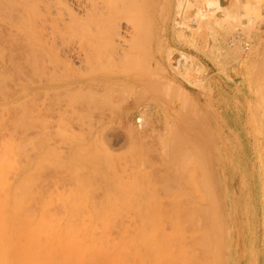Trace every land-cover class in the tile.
Here are the masks:
<instances>
[{
	"label": "rangeland",
	"instance_id": "1",
	"mask_svg": "<svg viewBox=\"0 0 264 264\" xmlns=\"http://www.w3.org/2000/svg\"><path fill=\"white\" fill-rule=\"evenodd\" d=\"M8 1L2 5L4 0L2 3L0 0V182L4 183L0 184V222H3L1 219L6 220L7 217L8 220L14 215L17 227H26V232L23 229L24 233H27L29 226L24 224L30 221L40 223L36 224L37 230L38 227L42 229L43 225L46 228L47 225L49 227L53 224L50 225L54 227L53 232H56L53 236L51 233H48L51 234L48 236L46 232L49 229L43 228L48 239L55 238L54 235L57 234L55 240L51 239L55 241L54 245L51 241L48 242V245L53 247L60 240L61 236L58 235L62 234V230L64 232L66 225L67 230L72 226L78 233L82 230L79 234L81 238L75 233L77 241L80 238L78 243L82 244L85 239L82 246L88 245L85 247L89 250L82 246L76 250L80 264H264V45L256 50L250 49L251 52L245 50L246 56L243 59L238 63L227 64L226 71H223L216 59L203 49L200 52V49L174 42H169L166 49H160L144 44L153 37L156 42H160L158 35L149 32H141L138 36L123 34L124 42L117 43L118 46L112 48L120 57L115 54L114 63L109 62L105 66L111 77L122 80V84L119 83V86L114 88L116 93L112 90L113 93H106L108 96L98 98H87V95H76L72 92L30 93L23 90L27 84L24 82L25 78L27 80L25 71L28 70V58L25 54L30 47L26 45H30V41L37 43V37L33 34L35 40L29 38V34H25L26 29H20L16 25L17 4L21 0H17L14 8L11 6L14 0ZM9 3L11 5H8ZM6 5L14 10L16 8V11ZM15 25L16 27H13ZM143 34L146 37L142 36ZM262 35L264 39V33ZM132 37V40H138L133 43L134 46ZM170 37L172 35L169 40ZM246 37L248 35L243 38ZM249 37L253 38L254 35ZM138 38H141L142 42ZM167 49L176 50L174 59L177 53H186L204 67L208 78L204 76V80L202 74L200 77L193 76L197 77V80L203 78L201 80L205 82L202 88L188 85L174 76L164 58ZM121 57L126 60L124 63ZM131 63L134 68H131ZM167 81H171L170 84H166ZM207 83H210L209 86L205 85ZM175 85L177 89L169 88ZM145 89H148L149 93ZM141 90L142 95L139 92ZM95 100L103 102L99 109L92 107L91 110L88 106V111L83 108L90 103L100 104ZM146 105L151 106L153 112H147V127L138 133L135 122ZM108 134L119 138H109ZM5 138L9 141L6 142ZM31 140L33 143L30 144L33 146L29 144ZM5 144L8 146H4ZM29 153L35 155L30 170L26 162ZM11 161L16 163L13 165ZM36 176L39 178L35 179ZM18 195L21 200H18ZM76 206L78 208L75 209ZM65 212L64 219L77 215L75 218L79 219L80 224L84 222L83 225L79 226V221L74 218L64 220L61 214ZM79 212L85 219H89L92 214L96 218L84 221L83 217H78ZM45 213L53 217L54 221L59 215L63 221L60 219V222H51L53 218L49 215L43 218ZM22 219L24 220L20 222ZM12 220L14 222V219ZM12 220L7 221V228L9 224L12 226ZM113 222L120 226L116 227ZM122 224H125L124 227ZM113 225L120 228L118 231L121 232L117 233ZM56 227H59L60 233L58 229L55 231ZM83 228H86L84 232ZM112 229L116 235L112 234ZM50 230L52 232V229ZM36 232L40 231L34 233ZM72 232L73 230H70L64 234L67 238L70 237L68 239L71 243L75 242L73 246H79L73 241L76 238L72 240L73 235L75 236ZM34 233L30 234L33 239L36 236ZM110 233L115 236L111 237ZM39 236L37 240L43 237L46 240L45 236ZM117 236L121 238L118 239ZM62 237L56 249L63 247V253L60 254L62 251L58 249L60 252L55 251L56 255L51 256L49 253L54 252L52 246L51 251H42L50 255L53 262H49L50 258L45 254L43 256L49 264H70L69 257L64 258L66 255H63L69 253L67 250L70 247L64 250L65 245L71 244L68 245L69 240ZM197 237L199 239H196ZM23 239L22 244L25 240L28 243L27 236ZM92 239L97 240L96 243ZM42 241L44 242V239ZM26 243L24 246H27ZM36 244L34 243V246ZM101 245L106 248L109 246L108 251ZM27 247L30 250V247ZM129 247L132 248L133 254ZM82 248L86 252H80ZM74 251L70 250L71 253ZM30 252L28 251L26 256H31ZM34 252L36 253V250ZM57 254L62 255L60 259L55 257ZM74 255L72 253L73 257H70L71 263L77 264ZM26 258L24 257L30 264L29 257ZM37 261L38 264L42 262ZM44 261L42 264H45Z\"/></svg>",
	"mask_w": 264,
	"mask_h": 264
},
{
	"label": "bare ground",
	"instance_id": "2",
	"mask_svg": "<svg viewBox=\"0 0 264 264\" xmlns=\"http://www.w3.org/2000/svg\"><path fill=\"white\" fill-rule=\"evenodd\" d=\"M12 1V0H11ZM10 3L13 2V4L11 5L10 3L8 5H11L13 7V5H16L17 0L12 1ZM19 1V0H18ZM22 1V3H21ZM19 1V3L17 4L18 8L16 11L11 7H8L6 5V7L10 8L11 10H13L14 12L16 11L17 14L15 16V21H16V25L17 27L19 26L20 29H26L25 34H29V38H34L33 40H35V38L37 37V39L35 40L37 43H33L30 41V45H26L27 47L30 46L28 48V53L25 54V57L28 58V66L26 68H28V70H26L25 72H27L26 76H27V80L25 78L24 82L26 81V87H23V90L26 92H30V93H35V92H44L46 94L51 93V92H61V93H75L76 95H87V98H98V97H104L105 95H107L110 91V94L113 93V91L115 92L116 89L114 90V88L118 85L119 83H121V79L117 78V77H111L106 69L105 66L106 64L110 63H114L115 58V54L118 55V52H115V50H112L113 46H116L117 43L121 44L122 42H124V37L123 34L126 35H139V33H145V32H149L152 33V35H158L159 38H161L159 41L160 42H156L155 37H151V40H147L146 43L144 44H148V46H154V47H160V49H166L167 44L169 42H174L178 45H185V46H189L192 47L194 49H200L202 52L205 50L207 53H210V55L216 59L217 63L219 64L220 68L223 71H226L225 67L227 64H230L231 62H236L238 63L241 59L244 58L245 55V50H253V49H257L260 46L264 45V39H263V35L262 33H264V0H21ZM3 2V0H1V3ZM5 0L2 3L5 4ZM7 2H9L7 0ZM6 2V4H7ZM22 4V5H21ZM19 5H21L19 7ZM4 8V7H3ZM12 11V12H13ZM8 12V11H6ZM1 13V12H0ZM8 14V13H7ZM9 16V15H8ZM12 16V15H10ZM14 18V16H12ZM10 20V19H9ZM12 20V19H11ZM14 21V20H12ZM15 23V22H14ZM13 23V24H14ZM11 24V23H10ZM12 25V24H11ZM13 26V27H16ZM18 29V28H17ZM23 29V30H24ZM10 30V29H9ZM13 30V29H11ZM23 32V31H21ZM12 33V32H11ZM147 33V34H149ZM256 33V34H255ZM33 34L36 37H33ZM146 34V33H145ZM145 34H143L142 36H144ZM243 34H245L246 36L253 34L254 37H246L243 38ZM137 35V36H138ZM172 35V37H170L169 40V36ZM149 36V35H148ZM147 36V37H148ZM151 36V34H150ZM149 36V37H150ZM131 36H129L130 38ZM136 37V36H135ZM141 37V35H140ZM146 37V36H144ZM143 37V38H144ZM134 37L131 38L132 45L134 46L135 44H133L134 42H138L132 40ZM137 38V37H136ZM135 38V39H136ZM128 39V38H127ZM126 39V40H127ZM139 39V38H138ZM141 39V38H140ZM139 39V40H140ZM142 42V40H140ZM127 43V42H126ZM141 44V43H140ZM131 45V44H130ZM142 45V44H141ZM252 45V47L250 46ZM118 46V45H117ZM124 46V45H123ZM145 46V45H144ZM126 47V46H125ZM141 47V46H140ZM146 47V46H145ZM24 48V47H23ZM136 48V47H135ZM142 48V47H141ZM116 49V48H115ZM119 49L121 50V47H119ZM125 49V48H124ZM133 49V48H132ZM137 49V48H136ZM158 49V48H157ZM118 50V47H117ZM131 50V49H130ZM129 50V51H130ZM135 50V49H134ZM140 50V49H139ZM142 50V49H141ZM140 50V51H141ZM250 50V52H251ZM254 50V51H255ZM160 51V50H159ZM167 51V52H166ZM165 52V60L167 62V64L170 66L169 68L171 69L172 73L174 74V76L179 77L180 79H182L185 83H187L188 85H192L195 86L197 88H202L204 86V76H208L207 72H204V67L202 68L190 55H187L186 53H182L179 52L177 53V57L174 59L175 57V51H173V49H167ZM235 51H238L237 53H235ZM249 52V53H250ZM133 53V52H132ZM139 53V52H138ZM205 53V52H204ZM135 54V53H133ZM203 54V53H202ZM128 55V54H126ZM119 56V55H118ZM252 56V55H251ZM117 57V56H116ZM120 57V56H119ZM138 57V56H136ZM136 57L134 59H136ZM133 58V57H132ZM120 59V58H119ZM128 59V58H126ZM131 59V57H130ZM129 59V60H130ZM140 59V58H139ZM137 59V60H139ZM246 59V58H245ZM121 60L124 61V57ZM120 60V61H121ZM142 64L144 63V58L142 57ZM113 61V62H112ZM128 61V60H127ZM131 61V60H130ZM135 61V60H134ZM140 61V60H139ZM136 61V62H139ZM116 63V62H115ZM122 62H120V65L122 67H124ZM134 63V62H133ZM156 63V62H155ZM138 64V63H137ZM159 64V62H158ZM132 65V63L130 64V66ZM127 66V65H126ZM138 66V65H137ZM136 66V67H137ZM143 66V65H142ZM141 66V67H142ZM112 67V65H111ZM118 67V66H117ZM121 67V68H122ZM133 67V65L131 66V68ZM160 67V66H159ZM223 67V68H222ZM108 68V67H107ZM115 68V67H114ZM130 68V67H129ZM134 68V67H133ZM140 68V65L139 67ZM123 69V68H122ZM126 69V68H125ZM204 78V80H201L203 78H201L200 80L196 79L195 77H193L194 75H199V77L201 76ZM163 76V75H161ZM229 77V76H228ZM208 78V77H207ZM206 78V79H207ZM164 79V78H163ZM124 81V80H123ZM169 81V80H168ZM167 81V82H168ZM263 81V80H262ZM171 82V81H170ZM170 82L166 83V84H170ZM207 82V81H206ZM122 84V83H121ZM162 84V83H161ZM164 84V83H163ZM165 84V85H166ZM210 84L207 83L205 84L206 86ZM172 85V84H171ZM177 85V84H176ZM176 85L173 86V88L170 86L169 88L171 90H173L174 88H176ZM168 86V85H167ZM166 86V87H167ZM209 86V85H208ZM178 87V86H177ZM180 87V86H179ZM136 88V87H135ZM210 88V87H209ZM26 89V90H25ZM143 89V88H142ZM165 89V87H164ZM163 89V90H164ZM177 89V88H176ZM179 89V88H178ZM181 89V88H180ZM179 89V90H180ZM113 90V91H112ZM120 90V89H119ZM144 90V89H143ZM148 89H145V91ZM166 90V89H165ZM169 91V89H167ZM184 90V89H183ZM208 90V89H207ZM112 91V92H111ZM118 91V90H117ZM178 91V90H177ZM140 95H142L143 93L142 90L139 91ZM147 92V91H146ZM144 92V93H146ZM172 92V91H171ZM183 91H181L182 93ZM107 93V94H106ZM116 93V92H115ZM149 93V90H148ZM166 93V91H165ZM175 93V91H174ZM180 93V94H181ZM121 94V93H120ZM119 94V95H120ZM185 94V93H184ZM188 94V93H187ZM113 95V94H112ZM118 95V96H119ZM146 95V94H144ZM166 95V94H165ZM169 95V94H168ZM183 95V93H182ZM89 96V97H88ZM108 96V95H107ZM106 96V97H107ZM114 96V95H113ZM111 96V97H113ZM178 96V95H177ZM186 96V95H185ZM110 97V98H111ZM126 97V96H125ZM142 97V96H141ZM179 97V96H178ZM188 97V96H187ZM137 98V97H136ZM181 98V97H180ZM102 99V98H101ZM106 99V98H105ZM70 101V100H69ZM85 101V100H83ZM82 101V103H83ZM96 103H100V104H94V103H90V105H86L87 107L83 108H87L89 111V107H91V110L94 109H99L100 105L102 103L97 100H95ZM93 101V102H95ZM106 101V100H105ZM108 101V100H107ZM111 101V100H110ZM184 101V100H183ZM72 103V102H71ZM81 103V102H80ZM138 103V102H137ZM76 104V103H75ZM106 104V103H105ZM188 104V103H187ZM64 105V104H63ZM77 105V104H76ZM82 105V104H81ZM80 106V104H79ZM102 106V105H101ZM138 106V105H137ZM194 106V105H193ZM93 107V108H92ZM111 107V106H110ZM143 107V106H142ZM141 107V108H142ZM183 107V106H182ZM63 108V107H62ZM65 108V107H64ZM82 108V107H81ZM80 108V109H81ZM82 108V109H83ZM106 108V107H105ZM72 109V108H71ZM70 109V110H71ZM103 111V109H101ZM106 110V109H105ZM152 108L151 106H145L142 108V111L140 112L141 116L137 117L136 119V127L138 130H136L139 133V130H143L146 126L145 121H148L145 119V117L148 115L149 112H153L151 111ZM174 110V109H173ZM73 111V110H72ZM79 111V110H78ZM85 111V109H84ZM96 111V110H95ZM249 111V110H248ZM77 112V111H76ZM81 112V111H80ZM87 112V111H86ZM85 112V113H86ZM97 112V111H96ZM105 112V111H104ZM148 112V113H147ZM159 112V111H158ZM88 113V112H87ZM92 113V112H90ZM99 113V112H98ZM250 113V112H249ZM258 113V112H257ZM89 114V113H88ZM103 114V113H102ZM150 114V113H149ZM264 114V113H263ZM93 115V113H92ZM97 115V114H96ZM154 115V114H153ZM258 114H256L257 116ZM99 116V115H97ZM255 116V117H256ZM96 117V116H95ZM143 117V118H142ZM250 117V116H249ZM253 117V116H252ZM264 117V115H263ZM98 118V117H97ZM100 118V117H99ZM261 118V117H260ZM92 119V118H91ZM256 119V118H254ZM167 120V119H166ZM252 119H250L251 121ZM19 121V120H18ZM249 122V121H248ZM263 122V121H262ZM260 122V124L262 123ZM18 123V122H17ZM97 123V122H96ZM152 123V122H151ZM166 123V122H165ZM16 125V123H15ZM19 125V124H18ZM95 125V124H94ZM166 125V124H165ZM258 125V123H257ZM262 125V124H261ZM131 126V125H130ZM136 127H134V129H136ZM175 127V126H174ZM168 128V127H167ZM171 128V127H170ZM264 130V129H263ZM167 131V130H166ZM135 132V131H134ZM142 132V131H141ZM23 133V132H22ZM136 133V132H135ZM170 133V132H169ZM134 134V133H133ZM132 134V135H133ZM144 134V133H143ZM142 134V135H143ZM152 134V133H151ZM29 135V134H28ZM31 135V134H30ZM109 138L114 137L116 139L119 138V136H112V134H108ZM115 135V134H114ZM137 135V134H136ZM154 135V134H153ZM17 136V135H16ZM23 136V135H22ZM26 136V135H25ZM135 136V135H134ZM171 136V135H170ZM3 137V136H2ZM8 138V136H6ZM12 137V135H11ZM9 136V138H11ZM33 137H36V139L38 138L37 136L33 135ZM18 138V137H16ZM30 138V137H29ZM32 138V136H31ZM138 138V137H137ZM6 139V138H5ZM5 139L3 141H5ZM19 139V138H18ZM24 139V137H23ZM173 139V138H172ZM113 140V139H112ZM9 140L6 139V142H8ZM12 141V140H11ZM24 141V140H23ZM175 141V140H174ZM19 142V141H18ZM27 142V141H26ZM31 141H29L30 144ZM33 143V142H32ZM30 144L33 146V144ZM175 143V142H174ZM179 143V142H178ZM3 144V143H2ZM10 144V143H9ZM20 144V143H19ZM7 144H5L4 146H6ZM23 145V143H22ZM21 145V146H22ZM2 146V147H4ZM8 146V145H7ZM19 146V145H18ZM17 146V147H18ZM35 146V145H34ZM37 147V146H36ZM264 147V145H263ZM6 148V147H5ZM31 148V147H30ZM22 149V147H21ZM27 149V148H26ZM32 149V148H31ZM30 149V150H31ZM1 150V149H0ZM3 150V149H2ZM177 150V149H176ZM23 151V150H21ZM33 152V151H32ZM35 152V150H34ZM33 152V153H34ZM174 152V151H173ZM4 153L5 150H4ZM21 153V152H19ZM18 153V154H19ZM31 153V152H30ZM30 153L28 155H30ZM170 153V152H169ZM11 154V153H10ZM32 154V153H31ZM24 155V153H23ZM27 155V156H28ZM1 156V155H0ZM14 156V155H13ZM21 156V154H20ZM33 155H30L29 157H27L26 162H27V166L29 168V170L32 168V163H33ZM9 157V156H7ZM11 157V155H10ZM9 157V158H10ZM2 158V157H1ZM14 158V157H13ZM16 159V158H14ZM12 159V160H14ZM7 160V159H6ZM20 160V159H18ZM16 161V160H15ZM13 161V162H15ZM10 162V161H9ZM8 162V163H9ZM25 162V161H24ZM25 162V163H26ZM1 163V162H0ZM6 163V162H5ZM7 163V164H8ZM12 163V161H11ZM10 163V165H11ZM16 163V162H15ZM14 163V164H15ZM37 163V162H36ZM3 164V163H2ZM13 164V163H12ZM13 164V165H14ZM257 164V163H256ZM6 165V164H5ZM12 165V166H13ZM17 167V166H16ZM7 168V167H6ZM5 168V169H6ZM9 168V166H8ZM27 168V167H26ZM35 168V167H34ZM11 171V170H10ZM32 171V170H31ZM8 172V171H7ZM13 172V171H12ZM1 173V172H0ZM11 173V172H10ZM33 173V172H32ZM9 174V172H8ZM16 174V173H15ZM31 173H29L28 175L30 176ZM2 175V174H0ZM4 175V174H3ZM13 175V174H12ZM37 175V174H36ZM28 176V178H29ZM35 176V175H32ZM1 177V176H0ZM7 177V175H6ZM10 177V176H9ZM27 177V176H26ZM11 178V177H10ZM13 178V177H12ZM33 177H31L32 179ZM39 178V177H35ZM4 179V178H3ZM8 179V178H7ZM26 180V179H25ZM10 181V180H9ZM40 181V180H39ZM27 183V180H26ZM0 184H2V182H0ZM4 184V183H3ZM2 184V185H3ZM31 184V183H30ZM36 187V184H34ZM31 186V185H30ZM6 187V186H5ZM1 188V186H0ZM4 188V187H3ZM37 189L39 187H36ZM5 189V188H4ZM22 189V188H21ZM27 190V189H26ZM33 190V187H32ZM39 190V189H38ZM7 191V190H6ZM21 191V190H20ZM19 191V192H20ZM37 190H35L36 192ZM40 191V190H39ZM32 192V191H31ZM34 193V192H33ZM40 193V192H39ZM4 194V193H3ZM32 194V193H30ZM35 194V193H34ZM22 195V194H21ZM19 196V195H18ZM36 196V195H35ZM39 196V195H38ZM41 196V195H40ZM4 197V196H3ZM2 197V199H3ZM1 198V196H0ZM16 199V198H15ZM21 200L20 196L18 198V200ZM36 199V197H35ZM201 200V199H199ZM198 200V201H199ZM28 201V200H27ZM41 201V200H39ZM37 201V202H39ZM3 202V201H2ZM15 202V201H14ZM19 203V201H17ZM15 202V203H17ZM21 202V201H20ZM35 201H33L32 203H34ZM200 202V201H199ZM31 203V204H32ZM74 203V202H73ZM1 204V201H0ZM13 204V203H11ZM35 204V203H34ZM39 204V203H38ZM36 205V204H35ZM46 205V204H44ZM22 206V205H21ZM31 206V205H30ZM34 206V205H32ZM47 206V205H46ZM38 207V206H36ZM49 207V206H48ZM56 207V206H54ZM58 207V206H57ZM2 208V207H1ZM18 208V207H17ZM71 208V207H70ZM78 208V206L75 207V209ZM80 208V207H79ZM3 209V208H2ZM31 209V208H30ZM4 210V209H3ZM14 210V209H13ZM16 210V209H15ZM14 210V211H15ZM38 210V209H37ZM44 210V208H43ZM51 210V209H49ZM78 210V209H77ZM76 210V211H77ZM81 210V209H79ZM78 210V211H79ZM84 210V209H83ZM98 210V209H96ZM104 210V209H103ZM1 211V210H0ZM61 211V210H60ZM68 211V210H67ZM66 211V212H67ZM71 211V210H70ZM15 212H19L18 210ZM29 212V211H28ZM35 212L34 208H33V213ZM58 212V210H57ZM64 212V210H63ZM65 214H61L63 215V219ZM69 212V211H68ZM6 213V211H5ZM4 213V214H5ZM11 213V212H10ZM40 213V212H39ZM44 213V212H43ZM42 213V214H43ZM50 213V212H49ZM54 214V212H52ZM62 213V212H60ZM81 215V212H79ZM88 213V212H87ZM37 214V213H36ZM35 214V215H36ZM41 214V215H42ZM46 214V213H45ZM51 214V213H50ZM56 215H58V213H55ZM78 214V213H76ZM86 214V213H85ZM90 214V212H89ZM97 214V213H95ZM10 215V214H9ZM22 215V214H21ZM31 215V214H30ZM28 215V216H30ZM34 215V216H35ZM40 215V216H41ZM49 215V214H48ZM47 214L43 216V218L46 216H48ZM52 215V214H51ZM70 214H67V216ZM78 217H83L82 215ZM6 216V215H5ZM20 216V215H19ZM18 216V217H19ZM26 216V213H25ZM34 216L32 219H34ZM50 216V215H49ZM77 215H75L76 217ZM85 216V215H84ZM91 216V215H90ZM98 216V214H97ZM10 217V216H9ZM12 217V216H11ZM11 217L8 220H13L12 222V226L8 225L7 228V217L6 220L5 219H1V221H3L2 223L0 222V264H28V262L24 259V257H29L28 260L30 262V264H38L40 261H42L40 264L43 263V261L45 260V257L43 256H50L51 254H55L56 253L62 251V248H58L56 249V245H58V242H61V237L63 236L64 233H66L67 231L70 232V230L75 233H78L75 231V229L72 227H69L70 230L68 229V225H66L65 230L63 232V230L61 231L62 234L58 235L61 236L59 237L60 240L58 241L56 239V244L55 247H53L55 241V238L57 236L52 237L54 233L53 232V228L54 227H50V225L53 226V224H50L49 227L46 226V228L44 227L45 225H43L42 229L40 227H38L39 229L37 230V225H39L40 223H31V221L27 224L25 223V225H29L28 229H27V233L23 232V229H25L26 227H24L23 229L19 226L21 225L19 223V227H17V223L15 220V216L13 215L12 219ZM42 217V216H41ZM51 217V216H50ZM58 220L54 218L51 222H60V219L62 217H60L59 215L57 216ZM71 217V216H70ZM65 217L64 220H71V219H77L75 217H71V218ZM88 217V216H87ZM4 218V217H3ZM21 218V216H20ZM24 218V217H22ZM84 218V217H83ZM94 216L92 214L91 217H89V219H85V220H90L93 219ZM96 218V217H95ZM94 218V219H95ZM36 219V218H35ZM39 219V218H38ZM36 219V220H38ZM42 219V218H41ZM49 219V218H47ZM73 219V220H74ZM81 219V218H80ZM93 219V220H94ZM117 219V218H116ZM20 220V219H19ZM24 219H22L20 222H22ZM26 220V217H25ZM51 220V219H50ZM62 220V219H61ZM79 221V219H77ZM118 220V219H117ZM18 221V220H17ZM35 221V220H34ZM45 221V220H44ZM63 221V220H62ZM76 221V220H75ZM82 221V220H81ZM99 221V220H97ZM103 221V220H101ZM111 221V220H110ZM113 221V220H112ZM9 222V221H8ZM25 222V221H24ZM23 222V223H24ZM49 222V221H48ZM66 222V221H65ZM120 222V221H119ZM30 223L32 225H30ZM47 223V222H46ZM69 223V222H68ZM79 226L83 225L80 224V221L78 222ZM77 223V224H78ZM86 223V222H85ZM106 223V222H105ZM114 223V222H113ZM116 223V222H115ZM114 223V224H115ZM136 223V222H135ZM67 224V223H66ZM89 224V223H88ZM130 223H128L129 225ZM23 225V224H22ZM36 225V226H35ZM56 225V224H55ZM63 225V224H62ZM103 225V224H102ZM110 225V223H109ZM108 225V226H109ZM112 225V224H111ZM123 225V224H122ZM125 225V224H124ZM123 225V227H124ZM133 225V224H132ZM57 226H61V224H57ZM70 226V225H69ZM77 226V225H76ZM78 226V227H79ZM87 226V224H86ZM100 226V225H99ZM107 226V227H108ZM115 225H113L114 227ZM120 225L116 223V227H119ZM23 227V226H22ZM84 227V226H83ZM96 227V226H95ZM103 227V226H102ZM101 227V228H102ZM111 227V226H109ZM114 227V228H116ZM130 227V226H129ZM49 229V231L45 229ZM80 228V227H79ZM7 229H9V232H7ZM43 231H41V230ZM52 229V232L51 230ZM58 229L59 232V227L55 228ZM62 229V228H61ZM82 229V228H81ZM80 229V230H81ZM86 229V228H85ZM83 228V232L85 230ZM99 229V228H98ZM103 229V228H102ZM117 229V233L121 232L118 231L120 230V228H116ZM126 229V228H125ZM135 229V228H134ZM40 231V232H36L35 231ZM78 231V230H77ZM82 231V230H81ZM81 231H79L81 233ZM97 231V230H96ZM106 231H110V230H106ZM113 229H112V234H117V233H113ZM130 231V230H129ZM26 232V229H25ZM32 232L34 234H36V236H34L35 239L32 238V236L30 234H32ZM44 232L51 233L52 234V238L48 239L47 237L50 236L48 234H45ZM72 232V233H73ZM94 232V231H93ZM115 232V231H114ZM139 232V231H138ZM45 235H43V234ZM60 233V232H59ZM78 233V235L80 234ZM99 233V232H98ZM101 233V232H100ZM99 233V234H100ZM103 233V232H102ZM126 233V232H125ZM39 234L41 237L42 236H47L46 240L44 239V242L39 239L37 240L36 238L39 236L37 235ZM96 234V233H95ZM127 234V233H126ZM138 234V233H137ZM71 235V233H70ZM73 235V234H72ZM94 235V234H93ZM98 235V234H97ZM96 235V236H97ZM106 235V232L105 234ZM108 235V233H107ZM111 235V233H110ZM109 235V236H110ZM114 235V236H115ZM119 235V234H118ZM133 235V232H132ZM28 238V243H26L27 241L25 240V243L27 244V246H34V243L36 244L37 241L38 243L32 248L30 247V250L28 249L27 246H24L25 243L22 244L23 242V238L26 237ZM30 236V237H29ZM39 236V237H40ZM65 236V234H64ZM63 236V237H64ZM67 236V235H66ZM64 237L66 238V240L70 237ZM69 236V235H68ZM82 236H84L82 234ZM90 236V235H89ZM101 236V235H100ZM106 236V237H109ZM111 235V237H114ZM122 236V235H121ZM131 236V235H130ZM135 236V235H134ZM133 236V237H134ZM62 237V238H63ZM72 237V236H71ZM77 237V234H75V236L73 235V239H75ZM80 237V235L78 236ZM77 237V238H78ZM98 237V236H97ZM104 237V236H103ZM104 237V238H106ZM118 237V236H117ZM124 237V236H123ZM201 236H199L200 238ZM76 241L77 244L81 243L78 241H81V237L79 238V240ZM86 238V236H85ZM94 238V237H93ZM96 238V237H95ZM121 238V237H120ZM118 237V239H120ZM125 238V237H124ZM198 237L196 239H199ZM26 239V238H25ZM49 241H48V240ZM53 239V240H51ZM68 239V240H69ZM115 239V238H114ZM116 238V240H118ZM129 239V238H127ZM138 239V238H137ZM32 242H31V241ZM85 243V239H83ZM94 241V239H92ZM102 240V238H101ZM100 240V241H101ZM109 239H107L108 241ZM51 241V242H50ZM65 240H63L64 242ZM97 241V240H95ZM94 241V242H95ZM98 241V243L100 242ZM119 241V240H118ZM125 241V240H124ZM127 241V240H126ZM135 241V240H134ZM40 242V243H39ZM46 242V243H45ZM48 242H50L51 244L53 243V245H48ZM63 242L61 243V245H63ZM70 243L69 244H75V242L71 243V241L69 240ZM32 243V244H31ZM58 243V244H57ZM65 243V242H64ZM79 244V246L76 245H65L66 247H64V250L67 249V247L73 251V249L75 250L74 252H72L73 254H75L74 256L75 259L77 260L78 263L80 264L81 261H79L77 258L78 256L76 255V253L81 248V246L83 245ZM96 243V242H95ZM97 243V245H98ZM111 243V242H110ZM118 243V242H117ZM135 244V242H133ZM132 243V244H133ZM31 244V245H30ZM39 244V245H38ZM41 244V245H40ZM44 244V245H42ZM47 244V245H46ZM103 244V242H102ZM109 244V243H108ZM107 244V245H108ZM114 244V243H112ZM111 244V245H112ZM121 245V244H120ZM40 248H39V247ZM49 246V247H47ZM52 246V247H51ZM88 246V245H85ZM85 246H82L84 249L86 248ZM99 246V245H98ZM104 246V245H101ZM113 247L115 245H112ZM133 246V245H131ZM27 247V249H26ZM36 247V249H35ZM54 252L51 253V249ZM58 247V246H57ZM74 247V248H73ZM75 247H79L78 249ZM106 248V246H104ZM109 247V246H108ZM107 247V248H108ZM32 248V250H31ZM37 248L40 249L39 253L37 251ZM82 248L81 251H83L84 249ZM94 248H96V246H94ZM106 248V249H107ZM125 248V247H124ZM123 248V249H124ZM130 248V247H129ZM43 249V250H42ZM45 249V250H44ZM67 250L68 255L65 253L64 251V255L63 257L66 255V257L64 258H68V262L70 264L71 263V259L72 258V253L70 252V250ZM98 251H100L98 248H96ZM106 249H102V250H106ZM111 249V246L110 248ZM132 248H130L131 251ZM144 249V247H143ZM26 250V252L24 251ZM36 250V253L34 252ZM50 250L51 252L49 253L50 255H47L45 253H47L46 251ZM86 250H89V248H86ZM31 251L29 254H31V256H26L27 252ZM33 251V253H32ZM42 251H45L42 252ZM108 251V249H107ZM111 251V250H109ZM129 251V249H128ZM130 251L128 253H130ZM133 251V250H132ZM131 251V253L133 254V252ZM136 251V250H135ZM145 251V250H144ZM49 252V251H48ZM83 252H86L85 250ZM103 252V251H102ZM126 252V250H125ZM124 252V254H125ZM147 252V250H146ZM35 253V254H34ZM63 253L60 252V254ZM71 253V254H70ZM106 252H104L105 254ZM112 253V252H111ZM130 253V254H131ZM39 254V255H38ZM45 254V255H44ZM102 254V256L104 255ZM110 254V253H109ZM120 254V253H119ZM118 254V255H119ZM122 254H123V250H122ZM33 255V257H32ZM34 255H38V256H34ZM51 255V256H52ZM56 255V254H55ZM54 255V256H55ZM59 254H57V256H55L56 258L58 257L60 259V256H58ZM71 255V256H70ZM87 255V254H86ZM90 255V254H89ZM113 255V254H112ZM129 256V255H128ZM32 261H31V258ZM42 257V258H40ZM47 257V258H48ZM92 256H90L91 258ZM93 257H95L93 255ZM115 257H118L115 255ZM120 257V256H119ZM118 257V258H119ZM131 257V256H129ZM134 257V256H133ZM26 258V259H27ZM46 258V259H47ZM51 260V257H49ZM81 258V257H80ZM88 258V257H87ZM101 258V256H100ZM104 258V257H103ZM111 258V256H110ZM127 258V256H126ZM41 259V260H40ZM43 259V260H42ZM53 259V258H52ZM93 259V258H92ZM102 259V258H101ZM115 259V258H114ZM36 260V261H35ZM48 260H45L44 263L45 264H49ZM57 260V259H56ZM70 260V261H69ZM80 260H84V259H80ZM108 260V259H107ZM111 260V259H109ZM35 261V263H33ZM52 261V260H51ZM66 261V260H65ZM64 261V262H65ZM76 261V262H77ZM114 261V260H113ZM123 261V260H122ZM37 262V263H36ZM48 262V263H47ZM53 262V261H52ZM50 264H53V263ZM56 262V261H55ZM54 262V263H55ZM63 262V261H62ZM85 262V261H84ZM89 262V261H88ZM95 263V262H94ZM98 263V262H97ZM101 263V262H100ZM114 263V262H113ZM119 263V262H118ZM60 264V262H59ZM63 264V263H62ZM65 264V263H64ZM68 264V263H67ZM74 264V263H73ZM83 264V263H82ZM90 264V263H87Z\"/></svg>",
	"mask_w": 264,
	"mask_h": 264
}]
</instances>
